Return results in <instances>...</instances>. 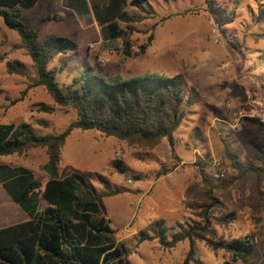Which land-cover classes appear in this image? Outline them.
Segmentation results:
<instances>
[{
  "label": "rangeland",
  "instance_id": "1",
  "mask_svg": "<svg viewBox=\"0 0 264 264\" xmlns=\"http://www.w3.org/2000/svg\"><path fill=\"white\" fill-rule=\"evenodd\" d=\"M148 1L156 15L135 24L136 31L130 36L134 53L146 42L155 23H160L158 27L164 25L165 21L160 22L163 16L182 13L176 14L182 17L180 25L175 27L179 33L177 44L166 48L162 56L154 59L137 54L126 56L123 39L107 42L95 28H79L70 16L65 21L41 20L50 5L23 9L20 19L29 27H40V40L49 36H67L76 42V47H70L67 53L58 55L49 64V68H58L56 77L61 87L71 83L88 66H94L96 72L106 78L120 74L114 77L118 80L149 74L172 77L180 73L185 76L189 88L186 97H191L193 105L186 106L188 115L175 133L174 150L167 139L155 147H147L113 137L118 142L111 161L95 157L87 162L82 158L69 163L62 159L60 169L62 177L73 172L86 175L96 193L106 189L98 174L109 179L111 188L124 189L120 194L102 198L99 206L110 217L111 228L119 230L120 242L134 253V264H183L190 247L188 240L174 248H165L155 240L160 244V251L157 252L154 250L157 242L138 243L137 233L145 230L152 221L162 219L168 227L167 240L170 241L181 223L201 222V212L195 205L201 203L197 200V190L204 187L203 172L217 187H221L222 179L234 174L226 157L225 141L240 152L242 161L263 164L264 131L256 121L264 122V0H214L228 11H236L234 21L223 27L209 12L206 0ZM93 43H96V48L92 51L89 47ZM0 55V123L27 122L36 133L43 135L59 134L77 119L73 107L58 105L43 86H33L38 77L36 66L18 32L8 28L2 17ZM13 60L22 62L25 74L8 72L7 63ZM65 60L68 64L61 69ZM124 60L134 61L133 66L129 68L127 62L123 64ZM137 61H142V64ZM17 98L21 100L13 104L12 101ZM42 104L51 109L42 110ZM47 160L46 149L38 147L23 154L2 156L0 162L26 166L37 179H41L47 175L43 168ZM115 160H120L126 170H119ZM221 174L224 176H217ZM129 179L132 183L128 182ZM171 186H182L185 190L169 193L168 187ZM190 187L196 192L187 197L186 190ZM230 191L232 199L226 198L221 189L218 190L217 196L223 206L214 209L215 218L210 229L199 233L214 241L250 237L255 245L251 262H235L231 253L223 249L214 251L205 240L197 239L195 260L190 264L206 263L209 254L212 261L217 258L216 264L263 262L264 220L259 223L254 221L249 207L240 208L235 218L250 214L251 227L241 220L235 227L231 225L234 221L227 226L216 222L218 217L232 211L240 200L236 189L231 188ZM170 195L173 196L172 203L168 199ZM0 204L3 205L0 219L18 217L1 194ZM44 205L45 202L40 200V208ZM169 205L174 207L168 210L166 206ZM160 210L163 216L159 215ZM128 223L127 229H124ZM114 236L116 239L117 235Z\"/></svg>",
  "mask_w": 264,
  "mask_h": 264
},
{
  "label": "trees",
  "instance_id": "2",
  "mask_svg": "<svg viewBox=\"0 0 264 264\" xmlns=\"http://www.w3.org/2000/svg\"><path fill=\"white\" fill-rule=\"evenodd\" d=\"M38 1L0 0V17L8 28L18 32L36 66L38 77L33 86H43L58 105L73 107L77 119L59 134L43 135L36 133L27 122L0 123V159L38 147L45 148L48 155L43 167L47 175L41 179L26 166L0 162V183L29 215L27 221L0 228V264H132L130 248L116 241L114 230L99 206L102 198L120 194L124 189L111 188L109 179L101 174L98 177L106 189L99 193L84 174L73 172L62 177V149L74 129H94L103 136L147 147H155L167 139L174 150L175 133L188 115L186 106L193 105L191 97H186L189 89L186 78L179 73L172 77L149 74L118 80L106 78L96 72L94 66H88L71 83L61 87L56 77L58 68H49V64L77 44L67 36L40 40V28L29 27L20 19L22 8H31ZM206 4L220 27L234 21L236 11H228L214 0H206ZM93 9L103 39L107 42L123 39L126 56L144 55L153 45L159 22L153 25L138 52H133L130 41L131 34L136 31L135 24L156 15L148 0H109L105 6L93 4ZM176 14L182 13L165 15L160 22ZM63 18L61 13L45 16V20ZM67 64L68 60H65L61 69ZM7 68L9 73L25 74V67L19 60L9 61ZM20 100L17 98L12 102L15 104ZM41 109L48 111L51 107L42 104ZM256 124L264 131V122L256 121ZM224 145L234 174L222 179L221 187H217L203 172L204 187L197 190V200L201 203L195 205L201 212V222L181 223L169 241L165 221L155 220L137 233L138 243L158 240L165 248H174L188 240L190 247L183 264H190L195 260L196 240L203 239L214 251L223 249L231 253L235 262H251L255 245L250 237L214 241L199 233L210 229L215 218L214 209L223 206L217 196L220 189L228 199H232L231 188L236 189L240 200L232 211L216 219L219 225L232 223L244 206L251 209L254 221L264 220V161L262 165L242 161L240 152L227 141ZM114 162L119 170H126L120 160ZM193 192H196L195 188H188L186 196ZM40 200L45 202L43 208H40Z\"/></svg>",
  "mask_w": 264,
  "mask_h": 264
},
{
  "label": "crops",
  "instance_id": "3",
  "mask_svg": "<svg viewBox=\"0 0 264 264\" xmlns=\"http://www.w3.org/2000/svg\"><path fill=\"white\" fill-rule=\"evenodd\" d=\"M108 3L109 0H39L33 7L22 8V10L23 9L31 10L40 5H47V6L50 5L48 8H46L45 12L42 14L40 18L41 20L50 22L54 19L45 20L46 15L61 13L64 15V18L59 21H65L67 17L70 16L73 18V21L76 22L79 28L82 29L88 28V30L90 28H95L100 35L101 27L96 20L93 4H98L99 6H105ZM181 22H182V17L179 15L177 16L175 15L174 18L165 21L163 26L158 27L156 30V39L153 45L148 48L147 52L144 55H141L142 58L148 56L150 59L151 58L154 59V57L162 56L166 48L170 46H175L179 40L178 39L179 33L177 32V28L175 27H177V25H180L179 23ZM163 36L165 37V39L163 38ZM124 62L128 63L129 68L132 67L134 63V61H130V60H124L122 63L124 64ZM137 63L140 65L142 64V61H137ZM119 76L120 74H116L110 77L114 78ZM117 142L118 141L113 139V136L110 137L103 136L100 132L94 129L91 130L74 129L71 135L68 137L62 149V159H65L69 163L74 159L81 160L82 158H84V161L87 162L95 157L100 158L102 160L109 159L111 161L116 154ZM178 189H180L179 191L181 192H184L185 190L182 186H171L168 187V192L173 193L175 190ZM159 193L160 191L158 192L157 197H159ZM0 194L4 197L6 201H8L9 205L12 206L14 212L18 213V217L16 218L12 216L9 219H4V220L0 219V228L29 220V215L26 213V211L11 197V195L7 192V190L3 187L1 183H0ZM172 197H173L172 195H170V198L168 197L171 203L174 201ZM11 202H13L14 207L11 204ZM166 207H168V210H170L174 206L169 205ZM2 208L3 205L0 204V210H2ZM162 210H160V214H159L160 216H163L161 215L163 214ZM102 214L106 217L107 223L110 226V220H111L110 217L106 215L103 211ZM240 220L243 222L244 225L251 227L252 218H250V214H246L242 218L240 217L235 218L234 222L231 225L234 227L237 226L238 225L237 223L240 222ZM129 224L130 223L126 224L124 226V229H127V226ZM117 232H119V230H114V235L118 236ZM117 236H116V241L119 243L120 235L118 237ZM153 242H157V241L154 240ZM155 247H156L154 248L155 251L157 252L160 251L159 249L160 244L158 242L156 243ZM133 256L134 253L131 252L130 260L132 264H134L132 261ZM207 256L209 260L206 261V263L204 264H212V263L216 264V262L218 261L217 258L215 257L214 260L212 261V259L210 258V254Z\"/></svg>",
  "mask_w": 264,
  "mask_h": 264
},
{
  "label": "built area",
  "instance_id": "4",
  "mask_svg": "<svg viewBox=\"0 0 264 264\" xmlns=\"http://www.w3.org/2000/svg\"><path fill=\"white\" fill-rule=\"evenodd\" d=\"M95 48H96V43H93V44H91V45H90V47H89V49H90V50H92V51H93V50H95ZM100 61H101V62H103L104 60H103V59H100ZM258 104L260 105L261 103H260V102H258ZM217 176H222V177H223V176H224V174L217 175ZM128 182H129V183H132V180H131V179H129V180H128Z\"/></svg>",
  "mask_w": 264,
  "mask_h": 264
}]
</instances>
